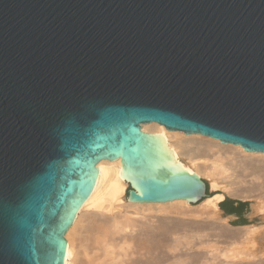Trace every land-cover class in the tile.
Masks as SVG:
<instances>
[{"label": "water", "instance_id": "obj_1", "mask_svg": "<svg viewBox=\"0 0 264 264\" xmlns=\"http://www.w3.org/2000/svg\"><path fill=\"white\" fill-rule=\"evenodd\" d=\"M151 124L264 153V0H0V264H65L101 162L203 209Z\"/></svg>", "mask_w": 264, "mask_h": 264}, {"label": "bare ground", "instance_id": "obj_2", "mask_svg": "<svg viewBox=\"0 0 264 264\" xmlns=\"http://www.w3.org/2000/svg\"><path fill=\"white\" fill-rule=\"evenodd\" d=\"M142 129L170 144L181 166L196 169L206 176L209 188L214 191L203 208L212 223L213 233H209L212 240L205 241L209 234L196 233L195 229L190 235L174 232L178 236L170 241L167 228L182 224L174 221L171 225L173 220L170 217L169 222L168 216L185 215L188 204L124 201L128 183L120 181L121 161L101 162L97 164L98 183L92 198L85 199L83 208L77 211L65 233V264H264V244L261 243L264 233L249 224L225 227L227 216L221 215L218 207V202L227 195L253 200L251 213L264 214V153L245 154L240 145L170 133L156 124L143 125ZM246 176H253L254 180L248 181ZM91 209L97 210H94L96 216L100 213L96 219L94 212H88ZM104 212L111 214L102 218ZM120 232L125 234L116 239L115 234ZM218 241L227 245L219 247ZM200 247L205 250H197ZM168 251L172 252L171 256Z\"/></svg>", "mask_w": 264, "mask_h": 264}, {"label": "rangeland", "instance_id": "obj_3", "mask_svg": "<svg viewBox=\"0 0 264 264\" xmlns=\"http://www.w3.org/2000/svg\"><path fill=\"white\" fill-rule=\"evenodd\" d=\"M202 177L207 181V183H208V180H207V178H206V176L205 175H202ZM251 177V176H250ZM249 176H246V180H248V181H252V180H254V178H253V176L250 178ZM250 178V179H249ZM250 183V182H249ZM208 185V184H207ZM208 188H209V186H208ZM127 189H128V184H127V187H126V191H125V196H126V192H127ZM213 192L214 191H212L210 188H209V194L211 195V194H213ZM227 196V195H226ZM244 201H247V205H246V208H247V210H248V213H246V215H248V217H249V219H247V222L248 223H246V224H249V225H251V226H254L256 229L255 230H260V232H262V233H264V218H262V217H264V214H261V213H257V214H252L251 212H252V208H251V204H252V202H253V200H244ZM189 206V205H188ZM188 208V209H187ZM94 210H96V209H93V211H92V209L91 210H89L88 212H94L93 214L95 215V218L94 219H96V217L98 216V214H100V213H98L99 212V210H98V214H97V216H96V211H94ZM188 213H187V212ZM186 213H185V215H184V213H174V216H173V214H170L169 216H168V220H169V222L171 221L170 219L172 218V220L173 221H171V225H172V223L174 222V221H178V222H181V224L182 225H178V227H176V226H174L175 228H172V227H168L167 229L170 231V232H168V234L169 235H171V237H170V241H172L171 240V238L174 240L175 238L174 237H176V236H178V234H180L181 236H182V234H186V233H188V235H190V232L193 234L194 233V230L196 229V233H198L199 231V233H207V234H209V233H213V227L211 226L212 225V223H210V218H209V216L207 215V212L204 210V209H200V208H197V207H193V206H189V207H186ZM92 214V213H91ZM107 213L106 212H104V216H103V214L101 213V217L103 218V217H106L108 214V216H110V214L111 213H108L107 215H106ZM178 214V215H177ZM182 214V215H181ZM222 215V214H221ZM224 216V215H223ZM100 216H99V218H101ZM171 217V218H170ZM175 219V220H174ZM182 220V221H181ZM237 219H232V218H228L227 217V220H226V223H223V225L225 226V227H227V228H229V226H231V227H236V226H241V225H239V224H236V221ZM184 223V224H183ZM170 224V223H169ZM186 224V225H185ZM242 225H244V224H242ZM204 230V231H202V230ZM193 232H192V231ZM177 231V232H176ZM173 234H172V233ZM174 232L175 233H178L177 235L176 234H174ZM124 234H125V232H123ZM123 233H121L120 232V234H118L117 233V235L115 234V236H116V239H120V238H122L123 237ZM84 234H85V232H84ZM122 234V235H121ZM184 234V235H185ZM211 234H209V237L207 238V237H205L206 238V240H205V238L203 239L202 237L205 235H203L202 237H201V239H203V240H205V241H208V239H209V241L210 240H212V237L210 236ZM179 235V236H180ZM187 235V234H186ZM119 236H121V237H119ZM206 236V235H205ZM183 239V238H182ZM185 239V238H184ZM197 240H200V239H198L197 238ZM197 240H196V242H197ZM182 241H184V240H182ZM262 241V242H261ZM259 240V242H261L262 244H264V240ZM174 242V241H173ZM200 242V241H199ZM257 242H258V240L256 241V243H255V247L256 246H258V244H257ZM223 243H225L224 241H218L217 242V245L219 246V247H224L225 245H227V243L224 245ZM199 247V246H198ZM202 249V250H201ZM197 250H199V251H203V250H205L204 248H202V247H200L199 249H197ZM130 251V250H129ZM172 254V252L170 251H168V254ZM169 254V256H171ZM134 256V255H133ZM125 258V257H124ZM226 264H228V263H226Z\"/></svg>", "mask_w": 264, "mask_h": 264}, {"label": "trees", "instance_id": "obj_4", "mask_svg": "<svg viewBox=\"0 0 264 264\" xmlns=\"http://www.w3.org/2000/svg\"><path fill=\"white\" fill-rule=\"evenodd\" d=\"M235 201L238 202L237 205H234ZM246 205H247V201H239L235 199H224L223 201L219 202L220 208H222L226 213H233L239 216V218L235 221L236 224L239 225L248 223L246 219L242 217Z\"/></svg>", "mask_w": 264, "mask_h": 264}, {"label": "crops", "instance_id": "obj_5", "mask_svg": "<svg viewBox=\"0 0 264 264\" xmlns=\"http://www.w3.org/2000/svg\"><path fill=\"white\" fill-rule=\"evenodd\" d=\"M223 200H224V199H221L219 202H221V201H223ZM219 202H218V207H219V209H220L222 215L227 216L228 218H232V219H238V218H239V216H237L236 214H233V213H226L222 208H220V206H219ZM237 204H238V202L235 201V202H234V205H237ZM246 213H248L247 208H245V211L243 212V216H242V217H243L244 219H246V221H247V219H249V217H248V215H246Z\"/></svg>", "mask_w": 264, "mask_h": 264}]
</instances>
